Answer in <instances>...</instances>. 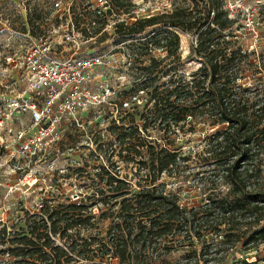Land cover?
<instances>
[{
  "label": "trees",
  "instance_id": "obj_1",
  "mask_svg": "<svg viewBox=\"0 0 264 264\" xmlns=\"http://www.w3.org/2000/svg\"><path fill=\"white\" fill-rule=\"evenodd\" d=\"M193 1L192 8L176 5L131 24L117 25L128 28L130 34L158 24L197 33L193 53L202 63L192 74V84L168 89L160 98L153 95L146 104L155 100L160 110L154 115L155 122H160L156 132H163L166 138L163 146L142 138L138 125L127 134L119 133V144L127 137L133 141L127 148L134 156L128 154L126 160L137 163L134 177H139L134 187L131 180L103 168L101 181L107 187L102 184L99 191L106 197L100 214L104 219L111 217V222L96 238H75L73 231L79 235L85 227L98 224L101 217H92L87 202L48 206L43 213L31 215L17 231L1 229L0 239H8L2 252L12 256V264H155L162 253L190 247L193 251L185 255L183 264H201V257L211 250L229 257L234 251L246 254L264 244V109L249 111V101L236 86L239 62L247 51L230 50L233 37L224 33L238 19L231 17L224 0ZM201 1L209 7L207 12ZM110 5L113 8L105 12L122 10L125 3L111 0ZM259 12L264 18V5ZM157 45L167 52L165 58L176 55L180 36L168 35ZM161 62L154 57L145 69L151 75ZM200 109L210 110L212 124L219 127L208 133L204 149L194 156L191 150L182 152L184 136L190 131L183 123L193 120ZM140 113H132L134 123ZM172 126L182 129L184 136L179 137ZM143 129L147 130V124ZM143 153L145 158L137 160ZM193 156H198L195 170L189 163ZM142 170H147L145 175ZM162 174L178 180L177 190L168 188L166 181L160 183ZM189 177L201 187L185 189ZM193 192L201 198L189 200ZM58 234L63 246L52 238ZM207 242L214 250L211 244L205 249L197 246ZM240 264L258 263L244 259Z\"/></svg>",
  "mask_w": 264,
  "mask_h": 264
},
{
  "label": "rangeland",
  "instance_id": "obj_2",
  "mask_svg": "<svg viewBox=\"0 0 264 264\" xmlns=\"http://www.w3.org/2000/svg\"><path fill=\"white\" fill-rule=\"evenodd\" d=\"M123 2L125 6L122 10L118 9L115 12L107 13L105 11L111 7L113 8L110 5L111 0H0V91H6L3 86L6 84L4 75L7 71L1 53H7L11 50L13 44H17L19 40V37H17V39L12 38L14 41H10L8 40L9 36L14 31L23 34L31 30L34 35L48 38L55 27H59L62 23H66L67 26L70 21L82 33L85 30L89 31L88 36L86 33L83 34L90 40L82 45V49L78 51V54L99 52L116 55L115 57L119 59L120 76H125L122 81L113 82V85L116 88L120 87L119 89L122 90V93L126 87L128 91L124 93V97H120L118 94L113 101L118 103L119 107H124L123 110L129 109L130 111L115 112L118 115V119L108 118L110 121L103 126L107 129L95 127L93 133L96 143L99 145L100 161L96 159V154H91L93 150L89 151L87 147H82L81 144L86 143V141L81 139L82 143L77 145L78 150H80L77 157L85 156L89 163L84 161L80 165L72 166L69 169L72 176L65 180L67 181L64 185L66 191L72 193L85 191V194L80 198L89 205L88 212L92 213V217H101V221L98 224L85 227L81 230V234L77 235L73 231L75 238H96L100 229L107 227L112 220L111 217H105L104 219L100 214L101 205L105 203L106 197L100 194L97 189H99L98 187L101 184L105 187L107 186L101 181V176L99 178L96 177L95 167L99 166V162L108 166L114 174L119 173L121 177L131 180L134 183V187L138 180L139 176L134 177L138 167L137 163L126 160L128 154L131 157L134 156L131 150L127 148L131 145L132 140L127 137L124 139L125 142L123 144H119V133L127 134L130 128L138 125L142 138L151 141L152 144L157 145L159 148L163 146L166 138L163 132L160 134L156 132L160 122H155L154 115L156 111L160 110L156 109L155 100L151 103L149 102L148 106L146 104L153 95L160 98L168 89L173 90L187 83L192 84L194 80L192 74L202 63V59L193 53V47L197 43V33H187L158 24L146 27L142 33L130 34L128 28L120 29L117 26L119 23L131 24L140 18L142 19L144 15L167 11L176 5L190 6L192 8L194 5L193 0H123ZM57 3L63 4L60 11L56 6ZM224 4L225 8L230 10L231 17L238 19L232 29H227L224 32L233 37L230 50H241V53L247 51V56H243V60L239 62L241 74L238 76V84L236 86H240L241 95L249 101V111H263L264 18L260 15L259 10L264 5V0H224ZM201 5L204 8L203 10L207 12L209 7L206 3L201 1ZM97 27H101V29L99 32H94ZM175 33L180 36V46L177 54L165 58L167 52L158 46L157 42ZM74 49L73 46L66 44V57L76 56ZM154 57L161 59L162 62L156 65L154 73L150 75L145 67L149 66L151 59ZM143 85L146 87H143ZM17 89L19 92L22 91L21 88ZM9 92L11 93V88ZM175 98L176 96L172 97L171 100L173 101ZM125 101H129L127 107L124 106ZM1 104L2 102L0 101V106ZM135 111H140L141 113L137 116V122L134 123L132 113ZM207 111L210 110H197V116L193 120L188 118L187 122L183 123L185 129H190L186 136L181 132L182 129L172 126V130L177 129L176 133H178L179 137H186L181 148L182 152L189 153L191 150L194 156L196 152H201L205 145L203 141H206L205 138L208 133L219 127L212 124L213 119ZM114 120H117V122H112ZM144 124H147V130L143 129ZM74 137L68 132L69 140L66 142V146L73 143L77 144L78 138ZM62 148H65V145ZM120 151H122V155L119 154ZM194 156L189 163L190 168L195 170L197 167L194 165L198 156ZM143 158H145V153L142 156H137V160ZM66 166L68 167L69 165ZM38 169L42 173V177L39 176L36 187L24 189V191L18 188L16 178H7L4 170L0 169V232L5 227H8V232L17 231L20 226L29 222L31 215H38L23 209V206H20L23 210L15 206L10 208L13 205V201L21 197L24 198L31 210H35V207L37 208V205L42 202V197L44 196L42 188H50L51 182L48 177L43 179V176H47L44 162L38 164ZM146 171L142 170L141 175H145ZM159 181L160 183L168 182V188L174 190L179 187V182L174 177L162 174ZM12 185L15 186L13 190H11ZM188 186L192 188H195V186L201 187L192 177L185 181V189H189ZM47 198L54 205L61 204L62 201L61 196L52 197L50 195ZM196 198H201L198 192H193L189 196V200ZM110 205H112V202H110ZM52 238L63 246L59 234ZM7 240L0 239V264H12L14 261L12 256L2 252L6 247L5 243H7ZM207 243L206 245L198 244L197 246L205 249L211 244L212 247L211 242ZM214 243H217L216 246L219 245L217 241H214ZM214 248L215 246L213 245L212 249L214 250ZM174 249L167 254L162 253L160 257L157 256L158 258L153 263L183 264L185 255L189 251H193L192 247L188 248L187 251ZM230 254L229 257L223 252L216 255L211 250L210 254L201 257V264H240L241 260L244 259L264 264V244H261L257 250H252L246 254L242 251H234ZM205 259H209V262ZM237 260H239L238 263H236Z\"/></svg>",
  "mask_w": 264,
  "mask_h": 264
},
{
  "label": "built area",
  "instance_id": "obj_3",
  "mask_svg": "<svg viewBox=\"0 0 264 264\" xmlns=\"http://www.w3.org/2000/svg\"><path fill=\"white\" fill-rule=\"evenodd\" d=\"M56 6L60 11L63 4ZM88 32L83 31L87 36ZM83 33L72 21L67 26L62 23L55 27L48 38L34 35L31 30L23 34L14 31L8 40L19 37L17 44L1 53L7 71L3 86L6 91H0V169L7 178H16L18 188L24 191L36 187L42 177L38 164L44 162L47 176L43 179L48 177L51 182L50 188H42L45 198L35 210L27 206L23 197L13 201L10 208L41 214L48 206H57L46 199L50 195L61 196L63 206L84 203L80 197L85 191L67 192L64 186L65 180L72 176L69 171L72 166L89 163L85 156L77 157L80 153L77 145L84 139L82 147L93 150L91 154H96L100 161L95 127L107 129L103 126L110 121L108 118L118 119L115 112L130 111L113 101L118 94L124 97L128 91L126 87L122 93L120 87L113 85L125 78L120 76L119 59L109 53L78 54L90 40ZM66 44L75 48L76 56L66 57ZM128 105L129 101H125L124 106ZM68 132L78 138L77 144L66 146ZM98 164L95 174L99 178L103 168L110 169L101 162ZM14 188L12 185L11 190ZM98 188L99 192L102 184Z\"/></svg>",
  "mask_w": 264,
  "mask_h": 264
}]
</instances>
